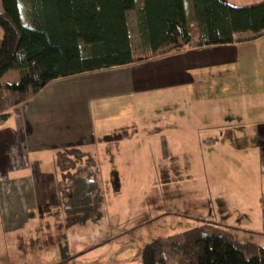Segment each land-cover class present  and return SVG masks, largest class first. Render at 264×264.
<instances>
[{
    "label": "crops",
    "instance_id": "1",
    "mask_svg": "<svg viewBox=\"0 0 264 264\" xmlns=\"http://www.w3.org/2000/svg\"><path fill=\"white\" fill-rule=\"evenodd\" d=\"M229 2L250 5L247 1ZM259 2L264 0L254 3ZM185 3L189 15V1ZM129 28L133 56L137 58L140 50L133 17ZM236 36L228 46H190L127 67L56 81L30 102L13 108L9 117L0 121V260L6 253L28 254L27 243L22 239L28 231L30 217H40L39 205L49 207L52 203V207L61 205L62 208L58 190L61 174L57 167L60 152L71 149L91 155L99 152L103 156L104 173L110 175L109 182L126 181L132 185L135 175L146 174L152 168L147 158L162 154L171 157V149L187 153L189 142L196 151L202 149V141L218 150L224 147L219 143L224 142L221 131L241 126L264 127V102L251 101L254 91L246 76L241 80L244 89L231 92V86L238 87L235 72L239 48L256 47V59L252 65L245 64V68L256 69V79L260 76L256 86L263 93L264 36L246 34L242 39ZM196 40L194 37L193 45ZM236 93L244 95L240 105L245 104L241 107L245 116L238 124H234L237 120H226L220 115L230 112L229 107L221 105L222 101L228 105L226 100ZM209 94L213 104L207 106ZM259 104L261 112L253 114L254 105ZM217 132H220L218 139L213 137ZM232 136L226 145L231 150L239 139ZM258 138L260 144L249 133L244 136L250 157L254 155L256 164L264 168V130ZM141 142H145L142 148ZM135 154L145 158L148 168H134L131 158ZM253 164L247 163V166ZM244 172L242 178L247 179L252 170L248 168ZM100 174L97 171L95 177ZM259 178L264 185V178ZM248 179L251 182V176ZM120 184L117 192L112 190L114 199L119 195ZM260 188L259 196L264 198ZM244 231L253 238L257 234L264 237V229Z\"/></svg>",
    "mask_w": 264,
    "mask_h": 264
},
{
    "label": "trees",
    "instance_id": "2",
    "mask_svg": "<svg viewBox=\"0 0 264 264\" xmlns=\"http://www.w3.org/2000/svg\"><path fill=\"white\" fill-rule=\"evenodd\" d=\"M188 1L189 15L185 0H0V121L56 81L127 67L190 46H228L239 34L264 36V2ZM11 70L18 73L17 83H3ZM92 157L75 149L58 154L66 227L102 203ZM75 162L85 167L76 171ZM226 230L207 223L153 241L144 246L141 264H168V257L173 264H264V248L241 243Z\"/></svg>",
    "mask_w": 264,
    "mask_h": 264
},
{
    "label": "rangeland",
    "instance_id": "3",
    "mask_svg": "<svg viewBox=\"0 0 264 264\" xmlns=\"http://www.w3.org/2000/svg\"><path fill=\"white\" fill-rule=\"evenodd\" d=\"M235 1H247V4L251 5L257 2V0ZM239 6L244 5L241 3ZM245 36L246 34H240L236 38L242 39ZM1 38L0 30V40ZM238 55L236 81L234 79L238 87L231 86V92L235 93L236 90L244 89L242 81L246 76L248 85L250 84L254 91L251 101L263 103L264 88H262L263 93H260V87L256 86L260 76L256 79L254 67L249 70L245 68V64L252 65V60L256 59V47L252 49L240 47ZM261 80L264 84V66ZM1 81L8 84L17 83L18 73L11 70L2 77ZM211 96L209 94L207 97L210 98L207 106L213 104ZM243 96L239 93L230 95V98L226 100L228 105L222 101L221 105L229 107L230 112L221 113V117L227 118L226 120H237L234 124H238L245 116V111L241 108L245 104L240 105ZM260 105H254L253 114L261 112ZM228 114L229 117H226ZM258 126H241L235 127V130L230 129L232 131L227 129L221 131L224 142L222 140L219 143L224 144V147L218 150L208 146V142L202 141V149L199 152L194 150L192 143L189 142L187 153L171 149V157L162 154L156 158H147L153 170L149 168L146 174L135 175L133 177L135 183L132 185L125 179V183L121 184L115 180L109 182L110 175L104 173L103 156H100L99 152H92V158L98 165L96 172L101 173L97 176V180L102 178V181L98 180L102 193L101 205L84 213L78 224L69 227L65 226L61 205L59 208L58 205L52 207V203H49V207L39 205L37 214L40 217H30L28 231L24 233L22 239L27 243L25 245L28 254L6 253L0 260V264H58L61 262L65 264H141V254L145 245L182 234L207 223L220 224L227 228L226 231H229L233 238L241 243H255L264 248V237L260 236L261 234L253 238L254 236H247L248 231H244L260 232L264 229V198L259 196L260 187L264 195V185L260 183L259 178H264L263 173L261 174L264 168L256 164L258 161L254 155L253 158L250 157L244 139L247 132L255 137L256 143L260 144L258 136L262 134L264 127ZM219 134L220 132L213 133V137L218 139ZM232 134L239 139L236 140V147L234 146L235 148L231 150L227 149L226 145L233 139ZM144 143L139 144L141 148ZM156 149L158 152L157 147ZM144 159L140 155H133L131 160L134 168L144 170L148 168ZM247 163L254 164L248 167ZM73 167L78 171L85 167V164L75 162ZM248 168L252 170V173L247 175L248 178L251 176V182L248 178V181L242 178L244 171ZM106 179L108 181L104 183ZM119 184V195L117 199H114L113 191L117 192L116 187ZM57 213L59 217H56ZM226 226L242 230H232L233 228ZM248 226L249 229H246ZM22 241L19 240V242ZM167 262L173 264L170 257Z\"/></svg>",
    "mask_w": 264,
    "mask_h": 264
}]
</instances>
